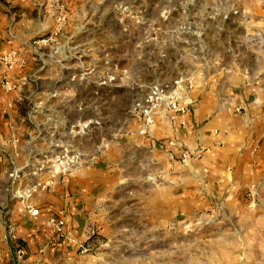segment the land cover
Here are the masks:
<instances>
[{
    "label": "rangeland",
    "instance_id": "1",
    "mask_svg": "<svg viewBox=\"0 0 264 264\" xmlns=\"http://www.w3.org/2000/svg\"><path fill=\"white\" fill-rule=\"evenodd\" d=\"M60 1L67 23L57 38L38 44L55 32L46 38L37 33L43 26V0H0L2 27L13 18L23 41L36 40L24 51L0 50L4 57L19 52L26 58L25 68L11 73L16 89H3L0 79V155L7 151L1 141L9 136L40 139L23 144L24 153H32V146L35 155L23 160L19 171L6 156L4 168L14 172L0 176L1 216L6 219L14 199L23 201L14 198L15 187L19 195H29L32 169L48 179L60 162V171L81 169L112 152L116 169L129 176L127 181L121 177L112 220L105 229L90 227L88 243L47 264H214L216 254L207 253H216L221 242L214 237V219L153 225L142 203L136 206V165L120 160L118 150L142 121L137 107L153 87L193 74L198 88L206 75L233 72L231 62L247 58L239 47L243 42L264 51L260 33L234 32L238 23H247L238 18L248 0ZM29 60V76L20 85L12 75L23 73ZM3 71L0 63V77ZM19 85L21 91L14 94Z\"/></svg>",
    "mask_w": 264,
    "mask_h": 264
},
{
    "label": "crops",
    "instance_id": "2",
    "mask_svg": "<svg viewBox=\"0 0 264 264\" xmlns=\"http://www.w3.org/2000/svg\"><path fill=\"white\" fill-rule=\"evenodd\" d=\"M242 17L247 23H238L234 32L264 37V0H248L238 19ZM15 22L11 18L2 27L0 21V50L24 51L35 45L36 40L23 41ZM54 27V11L43 0V26L37 33L46 38ZM239 47L247 58L232 61L233 72L206 75L185 116L175 121L156 117L144 135L146 126L139 122L118 150L120 160L136 165V206L142 203L153 225L214 219V237L221 241L216 253L207 252L216 254L214 264H264V51L250 41ZM30 65L29 60L26 70L12 79L23 84ZM39 140L18 135L2 139L7 151L0 155V176L14 172L4 168L6 156L19 171L22 161L35 155L32 146V153H24L23 144ZM117 161L110 152L81 169L52 171L48 179L41 170L29 171L28 197L14 199L6 219L0 213V264H47L51 257L88 243L90 227L105 229L121 182L132 175L129 168L127 177L120 174ZM58 221L64 222L63 234L54 227Z\"/></svg>",
    "mask_w": 264,
    "mask_h": 264
},
{
    "label": "built area",
    "instance_id": "3",
    "mask_svg": "<svg viewBox=\"0 0 264 264\" xmlns=\"http://www.w3.org/2000/svg\"><path fill=\"white\" fill-rule=\"evenodd\" d=\"M47 4L54 11L56 22L55 32L52 38L45 39L42 42H37L38 44L47 43L48 41L57 38L68 19L66 8L60 0H47ZM18 53L12 52V54L8 55V57L0 55V63L4 66V71L0 77V79H2L1 86L3 89L8 91L16 89V85L11 82V73L17 67L25 68L26 66V58L22 54L19 53V55ZM201 75L199 78L204 80ZM197 83V76L189 74L183 76L181 80H176L174 85L165 84L153 87L146 97L145 102L137 107L142 115V121L146 126L145 130L142 131L141 134H146L148 129L155 124L156 117H160L163 120L175 121L177 117L185 116L192 106L191 95L192 92L197 89ZM64 171L66 170L60 172ZM16 190H14V198L25 200V197H28V194H24V196L19 195ZM53 224L57 233L63 234L64 222L58 221ZM18 254L19 257L22 258L24 251L20 250Z\"/></svg>",
    "mask_w": 264,
    "mask_h": 264
},
{
    "label": "bare ground",
    "instance_id": "4",
    "mask_svg": "<svg viewBox=\"0 0 264 264\" xmlns=\"http://www.w3.org/2000/svg\"><path fill=\"white\" fill-rule=\"evenodd\" d=\"M57 165H58V166H57ZM57 165H56L57 167L55 166V167L57 168L56 171H57V172H60V169L62 168V166H63L64 164L60 162V163L57 164Z\"/></svg>",
    "mask_w": 264,
    "mask_h": 264
}]
</instances>
